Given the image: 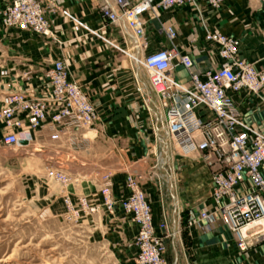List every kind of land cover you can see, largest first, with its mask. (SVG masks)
Listing matches in <instances>:
<instances>
[{"label": "built area", "instance_id": "obj_1", "mask_svg": "<svg viewBox=\"0 0 264 264\" xmlns=\"http://www.w3.org/2000/svg\"><path fill=\"white\" fill-rule=\"evenodd\" d=\"M224 2L103 0L100 13L105 25L123 29L126 54H134L133 48L137 46L140 65L163 113V130L169 142L173 141L182 151L197 150L212 169L208 203L191 217V225L210 231L220 220L232 233L237 248L246 251L264 239V132L245 121L233 94L259 93L264 87V71L240 56L238 37L209 30L205 39L217 49L221 64L205 72L193 71L191 56L180 52L174 43L178 37L177 27L170 19L163 18L164 12L183 6L190 7L202 18L207 8L220 10ZM54 10L55 7L46 6L45 0H7L0 8V22L4 27L29 30L61 43L50 18ZM153 20L158 22L157 31L171 41L170 48L147 51L150 46L147 27ZM178 65L187 69L189 81L182 82L175 77ZM44 74L50 84L46 96L31 99L20 91L0 97V127L11 130L1 136L0 142L29 146L37 141L38 133L47 130L53 141L65 139L75 150L85 148L87 138L78 132L95 127L99 119L96 106L83 85L71 77L63 59L55 61ZM159 134L160 131L157 141L161 138ZM160 161L159 155L156 162ZM51 175L63 186L71 180L62 170L52 171ZM112 176L110 173L104 175L97 199L65 193L66 217L80 219L121 207L137 225L136 263L168 264L165 240L178 234L173 228L169 230L164 197L161 196L162 219L157 224L144 187L147 176L135 170L126 171L128 192L120 199L114 196ZM152 176L156 177L162 191L159 174Z\"/></svg>", "mask_w": 264, "mask_h": 264}, {"label": "crops", "instance_id": "obj_2", "mask_svg": "<svg viewBox=\"0 0 264 264\" xmlns=\"http://www.w3.org/2000/svg\"><path fill=\"white\" fill-rule=\"evenodd\" d=\"M6 2L0 0V8ZM102 2L45 0L47 7L60 9L51 13L50 18L61 43L29 30L4 27L0 22L2 79L6 71L8 78L15 79L16 84L13 85L29 98L37 99L46 96L50 89L44 76L45 71L55 61L63 59L71 77L83 85L99 113L93 129L78 132L87 138V146L80 150L72 148L65 139L53 141L47 130L38 133L37 141H50L57 160L58 157L65 158L69 167L63 171L71 180L67 186L55 179L52 183L41 181L38 187L35 186L34 195L47 205L59 202L64 206L65 193L88 195L97 199L103 177L110 173L113 175L114 196L120 199L128 192L126 171L135 170L147 176L144 187L154 211H161L157 179L151 173L161 154L158 141L165 136L160 133L161 138L157 141L158 131L164 129V119L160 118V114H163L162 111L158 112L149 80L142 75L145 70L138 66L136 46L133 48V56L123 51L126 46L123 29L104 24L100 13ZM163 18L170 19L177 27L178 37L174 43L180 52L191 56L194 61L193 71L205 72L221 64L217 49L205 39L207 30L238 37L240 56L258 70L264 71V0H225L220 10L207 8L202 18L188 6L174 7L164 12ZM157 27L158 22L155 20L147 27L150 43L148 52L161 47L170 48L172 45L165 34L157 31ZM174 75L182 82L189 81V72L182 65L176 67ZM141 76L144 80H141ZM233 98L245 121L264 132V87L259 93H235ZM9 131L7 128L5 132ZM165 158L166 154L161 157L159 170L165 169ZM195 185L194 181L193 184H187L190 190L186 188L182 196L185 206L190 209L184 211L188 220L183 226L185 240L182 241L183 247L187 245L184 247L188 250L187 263L264 264V239L248 250L240 251L232 233L220 220L210 231L191 225V217L206 206L197 205L196 208L192 203L201 194ZM116 211L124 210L118 207ZM175 217L178 222V212ZM175 220L172 222L174 230ZM125 226H111L110 232H120L126 229Z\"/></svg>", "mask_w": 264, "mask_h": 264}, {"label": "rangeland", "instance_id": "obj_3", "mask_svg": "<svg viewBox=\"0 0 264 264\" xmlns=\"http://www.w3.org/2000/svg\"><path fill=\"white\" fill-rule=\"evenodd\" d=\"M57 10L60 9L55 7L54 12ZM140 68L143 69L142 65ZM144 72L142 75L148 80ZM143 76L141 80H144ZM14 80L7 77L6 71L3 79L0 73V97L20 92L13 85L16 84ZM152 95L160 113L157 98L154 93ZM160 118L163 119L161 114ZM4 133L5 130L0 127V138ZM161 134L164 135L163 129ZM158 144L160 155L164 157V144L161 140ZM168 155L165 169L159 170L160 162H156L158 165L151 173L159 174L163 183L162 191L157 186V192L161 209V196L164 197L170 232L178 211L174 197L179 205L178 235H171L165 240V257L168 264H188V250L184 248L187 245L183 247L182 241L185 240L183 226L188 220L184 211L190 209L185 206L183 191H186L187 184L194 181L201 194L192 203L196 208L197 205H207L210 187L212 190V169L207 167L197 150L182 151L173 141L169 142V138ZM67 167L64 157L57 160L50 141H36L29 146L0 142V264H137L134 244L138 229L126 211H100L80 219L68 218L65 205L59 202L47 205L34 195L35 186H39L41 181L53 182L52 171H63ZM187 189L190 190L189 187ZM152 213L158 224L163 211L153 209ZM114 225L127 227L120 232H110V227ZM113 236L116 237L113 239Z\"/></svg>", "mask_w": 264, "mask_h": 264}, {"label": "bare ground", "instance_id": "obj_4", "mask_svg": "<svg viewBox=\"0 0 264 264\" xmlns=\"http://www.w3.org/2000/svg\"><path fill=\"white\" fill-rule=\"evenodd\" d=\"M136 59L139 61L138 63V66L140 67V63H141V59H140V54L138 53V48H137V46H136ZM137 66V67H138ZM161 133V132H160ZM160 136H161V134H160ZM162 143L164 144V146H166V148L168 149V135L167 134H165V136H163L162 137ZM166 153V160L168 161L169 160V155H168V151L167 152H165ZM171 176H172V174H171ZM174 178V177H173ZM174 201H175V204H176V206L178 205V200H177V198L176 197H174ZM177 210L179 211V209L177 208ZM177 211V212H178ZM176 212V213H177ZM178 216H179V212H178ZM177 220H175V222H176ZM173 225H175L174 223H173ZM178 225V224H177ZM174 228H175V226H174ZM178 228V226L176 227V229ZM175 229V230H176Z\"/></svg>", "mask_w": 264, "mask_h": 264}, {"label": "water", "instance_id": "obj_5", "mask_svg": "<svg viewBox=\"0 0 264 264\" xmlns=\"http://www.w3.org/2000/svg\"><path fill=\"white\" fill-rule=\"evenodd\" d=\"M22 143H23V144H25V143H26V141H22ZM164 151H165V152H167V151H168V149L166 148V146H164ZM177 224H178V222L176 221V222H175V225H174V226H175V228L178 226Z\"/></svg>", "mask_w": 264, "mask_h": 264}]
</instances>
